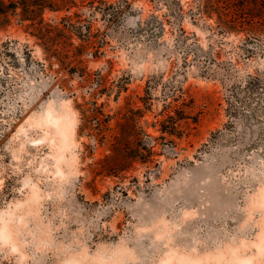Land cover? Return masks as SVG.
I'll return each mask as SVG.
<instances>
[{"label": "rangeland", "instance_id": "374dc122", "mask_svg": "<svg viewBox=\"0 0 264 264\" xmlns=\"http://www.w3.org/2000/svg\"><path fill=\"white\" fill-rule=\"evenodd\" d=\"M105 1L73 10L107 35L89 69L127 82L99 103L143 110L159 154L94 177L110 150L79 135L80 79L63 90L39 40L0 24V264H264V32L241 0H129L113 25Z\"/></svg>", "mask_w": 264, "mask_h": 264}, {"label": "trees", "instance_id": "16d2710c", "mask_svg": "<svg viewBox=\"0 0 264 264\" xmlns=\"http://www.w3.org/2000/svg\"><path fill=\"white\" fill-rule=\"evenodd\" d=\"M89 1L105 3V0H0V24L2 27L8 26L13 18L25 30L39 40L40 46L47 54L50 64L59 65V71H66L67 75L59 82L63 90L72 91L70 81L74 78L80 79V88L89 95L84 102L75 100L76 109L80 113L81 123L79 125V135L87 132V136L98 145H108L110 154L104 156L91 166L94 177L121 178L128 173L135 163L150 165L154 162V157L159 153L155 145L148 147L145 138L154 136L147 134L145 129L139 125V119L144 111L128 108L118 112L116 115L106 112L105 103H99V98L107 95L111 97L114 93L116 100L122 91L127 90L126 83L109 84L108 76L101 70L92 71L87 65V56L93 59H100L104 52L102 48L106 45V32L101 28H94L93 22L83 18L82 14L74 8L81 9ZM121 4L124 5L120 6ZM130 6L129 0H121L119 4L111 3L106 6L102 18L108 25H113L120 21L124 9ZM95 7V6H94ZM238 9L239 6L233 5ZM241 13L247 14L256 20L261 32H264V0H241ZM214 12H218L220 22L222 13L219 11H206V15L211 17ZM47 13H54L55 18H47ZM64 14L60 19L57 17ZM179 15H184L182 6L179 8ZM227 29L235 28L224 21ZM79 39L80 43L75 45L74 39ZM113 65L111 60H108ZM173 129L166 126L163 121L159 128L164 137L166 134L175 135L177 132V119L173 116ZM114 121V125L112 122ZM112 137V139H109ZM91 148L92 146L89 145ZM91 152V151H90Z\"/></svg>", "mask_w": 264, "mask_h": 264}, {"label": "bare ground", "instance_id": "6f19581e", "mask_svg": "<svg viewBox=\"0 0 264 264\" xmlns=\"http://www.w3.org/2000/svg\"><path fill=\"white\" fill-rule=\"evenodd\" d=\"M260 237L264 238V226H263L262 234ZM257 246H258L259 254L263 255V253H264V242L259 240ZM164 264H172V263L169 260V263L165 262ZM180 264H198V263L195 260L186 259V262H182V260H181ZM238 264H256V263L252 259L248 258V259H244V260H238Z\"/></svg>", "mask_w": 264, "mask_h": 264}]
</instances>
